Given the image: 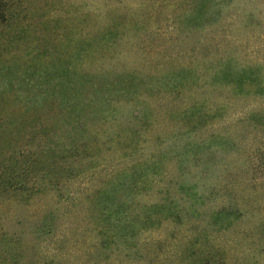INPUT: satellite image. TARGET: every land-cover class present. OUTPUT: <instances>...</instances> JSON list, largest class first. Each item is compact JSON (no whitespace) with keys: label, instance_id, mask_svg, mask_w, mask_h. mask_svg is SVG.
<instances>
[{"label":"rangeland","instance_id":"374dc122","mask_svg":"<svg viewBox=\"0 0 264 264\" xmlns=\"http://www.w3.org/2000/svg\"><path fill=\"white\" fill-rule=\"evenodd\" d=\"M2 1L0 264H93L100 234L128 228V206L143 212L146 203L165 210L138 234L132 259L114 264H264V94L220 88L216 75L219 65L264 60V0H231L212 24L204 12L195 18L204 0ZM208 54L221 62L202 60ZM182 65L202 74L205 91L191 77L181 95L165 90L168 73ZM109 69L137 72L135 97L100 101L88 119L101 151L70 160L75 173H66L63 143H77L76 115L68 114V133L67 103L54 108L40 92ZM205 96L210 126L190 131L187 117ZM134 106L146 124L135 152L114 138L136 126L128 118ZM188 155H200L209 172ZM106 191L124 206L114 227L102 216Z\"/></svg>","mask_w":264,"mask_h":264},{"label":"trees","instance_id":"16d2710c","mask_svg":"<svg viewBox=\"0 0 264 264\" xmlns=\"http://www.w3.org/2000/svg\"><path fill=\"white\" fill-rule=\"evenodd\" d=\"M2 0H0V17L5 15L6 6L3 5ZM231 0H204L203 7L197 8L195 13V18L199 17L203 12L205 13V17L209 24L214 23L221 15L222 9L224 8V4L228 5ZM233 19H230L228 25L234 23ZM224 30L223 28H221ZM216 42V41H215ZM214 42V43H215ZM220 43L217 42L214 44V49H219ZM216 54H208L206 56H202V60L212 62H217V65L221 62L222 58L216 59ZM216 75L218 77V87H229L232 91L238 93H245L244 91L249 89V92L253 90V93L256 94H264V60L257 61L255 63H249L244 65H236L233 67H221L220 65L217 67ZM178 71H170L168 73V82L165 86V90H168L170 93L175 94L177 96L181 95L183 92V88L186 86L183 82L187 81L190 77L193 78L198 85L201 86L202 90L205 91L206 83L205 79L202 82H199L200 75L196 70L193 72L192 68L188 65H182ZM135 70H130L125 76L119 75L116 73L114 69L97 71L95 73H87L86 77L81 79L79 85H72L68 80L65 83H55V90L43 91L40 92V95L44 100L52 103L51 106L56 108L58 101L59 104L63 106L67 103V115L63 116L64 123L66 125V130L70 131V127H67L70 123L68 119V114L72 115L73 113L76 115L72 121L74 122L73 127L78 129L79 133L75 134L74 137L78 138L75 144H71L70 141H67L64 145V152L62 155V160L65 161V172L69 174H74L75 169L72 167L69 161H73V159H81L87 160L92 158L101 151V145L104 144V141H100V135L98 132H93L92 127L90 126V120L88 117L92 116L94 113H98L99 103L100 101L108 106L112 105L117 101V96L123 97L124 95H131L135 97L134 91L131 90V87L134 83H138L137 80L138 75ZM195 73V74H194ZM201 80V79H200ZM172 81V83H171ZM194 81V82H195ZM48 83L43 80V84ZM169 84V86H168ZM77 86V87H76ZM118 86V88H117ZM205 86V87H204ZM155 91V88H152ZM68 91V93H72L73 91L76 93L73 99H65L64 95L61 94L62 91ZM115 90H118L117 93H114ZM157 92V90H156ZM248 92V91H247ZM117 95V96H115ZM37 95L30 97L32 103H37ZM195 99V97H193ZM43 100V101H44ZM106 102V103H105ZM196 103V102H194ZM192 103V106H194ZM98 104V106H97ZM228 103H220V107L224 108ZM63 110V107L62 109ZM183 112H186V108H182ZM212 110L210 99L205 96L200 99L193 107L192 113L187 117L189 122L194 121L195 125L190 127V131H196L203 127L210 126V120L212 119ZM131 113L128 117L130 121L136 123L134 128H131V131L120 133L121 129L114 132V138L116 139V143L120 145L121 148H125L127 150L137 151L140 147L139 140L144 141L145 139H141V136H145L144 132H142L146 127L141 124L142 113L140 110L136 108V106L130 109ZM183 118L186 117L184 113H182ZM87 116V117H86ZM110 117L104 116L105 121H109ZM114 119L113 122H115ZM112 122V121H110ZM142 132V133H141ZM96 134L97 138L94 141H89L87 139L88 136ZM86 138V139H84ZM185 144V145H184ZM182 149L185 150L187 148H191L188 142L184 143ZM176 147V146H175ZM98 149V150H97ZM97 150V151H95ZM185 150L184 152H186ZM188 161H193L195 165L203 166L205 168L202 169V175L207 174L209 172L208 165L202 162V157L196 155L194 157H190L186 159ZM74 162V161H73ZM225 168H228L229 165H224ZM77 171V170H76ZM78 172V171H77ZM148 172V167L144 171V174ZM142 174H138V180H140V176ZM139 186V182L137 179H132L129 187L134 189L133 187ZM114 191V190H113ZM108 193V199L106 201V210L102 213L103 220L110 226H116V223L119 222L121 212H123L124 206L121 204H116V198L114 196V192ZM132 205L128 206V213L126 216V222L128 224V228L120 229L115 228L111 233L103 235L100 234L98 241L95 243V247L101 248L96 255V260L93 264H114L117 261L121 263L123 260L132 259V253H137L139 251V246L137 245L138 234L147 229L148 227L156 224L158 220V216L165 209L160 204H145L143 212L135 211V208H132ZM107 207L110 209L108 210ZM124 214V213H123ZM124 230V231H122ZM122 255L124 259L121 257L117 259H113L114 256Z\"/></svg>","mask_w":264,"mask_h":264}]
</instances>
